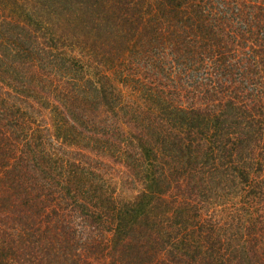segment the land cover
<instances>
[{
  "label": "trees",
  "instance_id": "1",
  "mask_svg": "<svg viewBox=\"0 0 264 264\" xmlns=\"http://www.w3.org/2000/svg\"><path fill=\"white\" fill-rule=\"evenodd\" d=\"M0 264H264V0H0Z\"/></svg>",
  "mask_w": 264,
  "mask_h": 264
}]
</instances>
